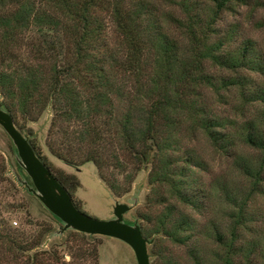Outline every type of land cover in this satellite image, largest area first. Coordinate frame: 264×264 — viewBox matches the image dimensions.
<instances>
[{
  "label": "trees",
  "instance_id": "16d2710c",
  "mask_svg": "<svg viewBox=\"0 0 264 264\" xmlns=\"http://www.w3.org/2000/svg\"><path fill=\"white\" fill-rule=\"evenodd\" d=\"M241 8L255 15L264 11V0H0L3 109L22 133L51 109L46 141L51 156L75 169L95 164L115 200L130 194L140 172L151 169L154 197L147 199L150 212L138 221L152 242V264H178L160 257L161 240L192 244L191 264H260L261 257H253L256 246L240 245L241 217L235 216L227 232L211 221L208 238L214 249L207 252L198 241L199 221L178 215L175 205L203 208L202 192L189 193L194 170L204 169L190 146L198 135L226 155L237 140L264 151V131L251 123L254 128L244 127L234 139L227 131L233 123L217 115L205 93L237 89L244 101L264 104V85L238 77L216 87L208 73L210 64L264 76L258 46L247 41L231 50L238 29L223 34L219 28L224 15ZM258 24L264 28V21ZM28 133L37 156L70 194L76 191L77 178L53 168L36 136ZM11 148L17 152L12 143ZM8 167L0 154V264H87L89 259L98 264L96 248L70 262L44 249L58 233L54 225H61L51 213L45 223L24 224L31 229L13 227L12 216L26 211L20 186L36 198L9 178ZM68 232L96 237L76 231L58 236Z\"/></svg>",
  "mask_w": 264,
  "mask_h": 264
},
{
  "label": "rangeland",
  "instance_id": "374dc122",
  "mask_svg": "<svg viewBox=\"0 0 264 264\" xmlns=\"http://www.w3.org/2000/svg\"><path fill=\"white\" fill-rule=\"evenodd\" d=\"M263 21L264 11H258L254 15L249 8H241L237 13L224 15L223 21L219 23V28L224 34L236 27L238 31L236 30L237 33L230 49L233 50L247 41L254 42L258 46L264 63V28L258 24ZM208 73L215 78L216 87L222 85V80L238 77H245L249 81L255 82L256 85H264V76L248 69L236 73L211 67L208 64ZM205 93L210 104L216 109L217 115L233 123V126H228L227 131L232 133L234 139H237L238 133L246 126L253 128L255 126L259 131H264L262 121L264 104H250L244 101L237 89L229 91L221 89L219 94L214 90H206ZM1 99L0 97V103ZM52 119L53 112L50 109L38 122L29 123L23 134L28 135V130L32 131L49 157L51 166L62 169L77 178L79 186L71 195L74 203L75 201L80 202V207H76L81 212L97 220L110 221L114 219V208L117 201L131 207L135 205L133 210L124 216V222L130 226L138 221L140 214L150 212L151 206L147 199L154 197L153 193L151 194L148 180L150 168L140 172L130 194L115 200L100 179L95 164L85 163L75 169L51 156L46 147V141ZM11 143V139L0 126V154L7 160L9 178L20 186L23 184L18 181V177L28 183L29 180L19 169L21 167L17 161L16 153L11 148ZM190 146L196 148L202 157L204 169L194 170L189 193L202 192L204 198H201L200 203L203 204V208L200 211H195L175 203L177 206L175 207L179 210L178 215L182 213L199 221L198 241L207 252L214 249L213 241L208 238L210 230L208 227L211 221H216L227 232L231 226L236 224L235 216L241 217L237 231L242 239L240 245L256 246L257 250L253 257H261L257 262L264 264V151L249 147L237 140L235 147L231 148L230 154L226 155L212 147L203 135H198L196 141ZM29 184L31 185V183ZM21 187L20 196L21 200L25 199L26 211L20 210L17 215L12 216L13 227L24 226L26 229H31L24 224L28 221L45 223L50 217V212L36 197V199L27 197ZM155 211L158 212L159 209H154ZM54 226L58 232L62 228V224ZM192 246V244L177 246L169 240H161L157 249L161 251L160 257L162 255L170 257L178 264H191L189 252ZM94 248L98 252V264H138L135 253L129 245L107 237L96 236L94 239H89L68 232L64 237L51 236L44 246L45 250L54 249L60 257H66L67 262L71 261V257H75V260L80 257H89V253ZM149 252L151 255V247H149ZM151 262H153L152 257ZM87 264L95 263L89 259Z\"/></svg>",
  "mask_w": 264,
  "mask_h": 264
},
{
  "label": "water",
  "instance_id": "95a60500",
  "mask_svg": "<svg viewBox=\"0 0 264 264\" xmlns=\"http://www.w3.org/2000/svg\"><path fill=\"white\" fill-rule=\"evenodd\" d=\"M0 126L16 148L19 166L31 179L33 186L18 177L28 191L57 219L62 228L57 235L67 231H76L89 236L107 237L120 240L129 245L135 253L138 264H152L149 247L152 242L145 238L138 221L133 225L124 222V216L133 210L128 204L116 202L114 219L101 221L89 217L75 205L69 191L60 183L52 171L37 156L29 142L16 126L13 117L3 109L0 103Z\"/></svg>",
  "mask_w": 264,
  "mask_h": 264
}]
</instances>
